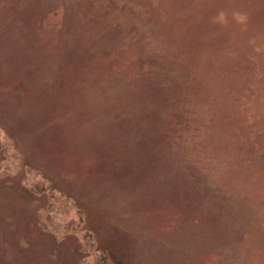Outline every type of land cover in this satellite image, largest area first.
I'll use <instances>...</instances> for the list:
<instances>
[{"label":"rangeland","instance_id":"obj_1","mask_svg":"<svg viewBox=\"0 0 264 264\" xmlns=\"http://www.w3.org/2000/svg\"><path fill=\"white\" fill-rule=\"evenodd\" d=\"M102 253L264 264V0H0V264Z\"/></svg>","mask_w":264,"mask_h":264},{"label":"trees","instance_id":"obj_2","mask_svg":"<svg viewBox=\"0 0 264 264\" xmlns=\"http://www.w3.org/2000/svg\"><path fill=\"white\" fill-rule=\"evenodd\" d=\"M98 256H100V257H98ZM98 256L97 257L95 256V258L94 257L91 258V260H89V261H87L86 259H83L82 264H106V257H105L106 254L102 253V255L98 254ZM108 264H110V263H108Z\"/></svg>","mask_w":264,"mask_h":264}]
</instances>
